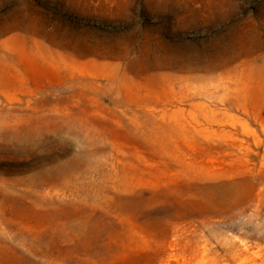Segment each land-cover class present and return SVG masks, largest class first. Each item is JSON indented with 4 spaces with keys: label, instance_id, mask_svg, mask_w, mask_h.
<instances>
[{
    "label": "rangeland",
    "instance_id": "374dc122",
    "mask_svg": "<svg viewBox=\"0 0 264 264\" xmlns=\"http://www.w3.org/2000/svg\"><path fill=\"white\" fill-rule=\"evenodd\" d=\"M0 264H264V0H0Z\"/></svg>",
    "mask_w": 264,
    "mask_h": 264
},
{
    "label": "bare ground",
    "instance_id": "6f19581e",
    "mask_svg": "<svg viewBox=\"0 0 264 264\" xmlns=\"http://www.w3.org/2000/svg\"><path fill=\"white\" fill-rule=\"evenodd\" d=\"M255 50L254 49H250V50H244L243 52H242V54H245V55H248V54H251V52H254ZM240 56V54H238L236 57H233V59H236V58H238ZM242 58V57H241ZM254 59V58H253ZM231 62H232V60H230ZM250 61V58L249 59H247V61H246V59L245 60H241L240 62H239V64H234L233 66H232V68H237L239 65H241V64H243V63H245V62H249ZM252 61V60H251ZM226 63V62H225ZM244 69V68H243Z\"/></svg>",
    "mask_w": 264,
    "mask_h": 264
}]
</instances>
